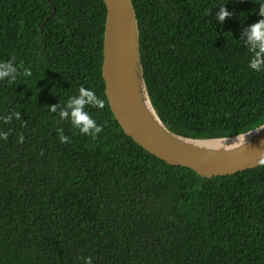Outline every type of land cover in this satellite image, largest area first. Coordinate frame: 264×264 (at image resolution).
Wrapping results in <instances>:
<instances>
[{
	"label": "trees",
	"instance_id": "16d2710c",
	"mask_svg": "<svg viewBox=\"0 0 264 264\" xmlns=\"http://www.w3.org/2000/svg\"><path fill=\"white\" fill-rule=\"evenodd\" d=\"M262 2L132 0L148 96L170 131L228 138L264 123V72L249 70L241 35ZM105 16L102 0H0V62L19 72L0 81V264H264V164L206 179L127 137L105 97ZM80 86L104 101L87 109L95 138L48 110Z\"/></svg>",
	"mask_w": 264,
	"mask_h": 264
},
{
	"label": "water",
	"instance_id": "95a60500",
	"mask_svg": "<svg viewBox=\"0 0 264 264\" xmlns=\"http://www.w3.org/2000/svg\"><path fill=\"white\" fill-rule=\"evenodd\" d=\"M102 1L106 16L101 75L110 111L123 133L167 165L188 168L206 179L263 165L264 123L243 134L213 139L184 137L166 128L146 89L132 0Z\"/></svg>",
	"mask_w": 264,
	"mask_h": 264
},
{
	"label": "clouds",
	"instance_id": "9594fccd",
	"mask_svg": "<svg viewBox=\"0 0 264 264\" xmlns=\"http://www.w3.org/2000/svg\"><path fill=\"white\" fill-rule=\"evenodd\" d=\"M226 4V3H225ZM225 4L218 5L214 12L215 20L218 24H223L226 18H231L233 13L226 10ZM256 14L260 19L248 25L243 33V46L251 54L248 60V68L253 72H264V2L258 4ZM213 15V12L209 13ZM24 75H30L25 72ZM19 76V72L15 64L9 60L0 62V81L14 83ZM95 107L97 110L104 108V101L90 88L80 86L75 95L70 96L67 101L62 104L60 110H57L56 105H49L48 110L51 113H57L60 120H67L71 127L77 129L81 135L91 136L95 138L102 131V127L94 119L88 108ZM4 123H8L13 119L20 120V112L13 111L9 115L2 117ZM58 139L61 144L68 143L69 138L63 134V129H58ZM8 132L0 131V140H6ZM18 142H23V136L18 137ZM84 264H93L91 258L85 257Z\"/></svg>",
	"mask_w": 264,
	"mask_h": 264
},
{
	"label": "bare ground",
	"instance_id": "6f19581e",
	"mask_svg": "<svg viewBox=\"0 0 264 264\" xmlns=\"http://www.w3.org/2000/svg\"><path fill=\"white\" fill-rule=\"evenodd\" d=\"M226 144V143H225ZM227 144H230V143H227Z\"/></svg>",
	"mask_w": 264,
	"mask_h": 264
}]
</instances>
